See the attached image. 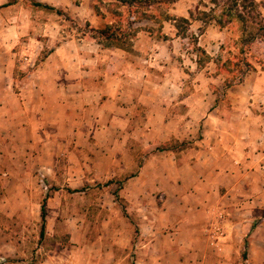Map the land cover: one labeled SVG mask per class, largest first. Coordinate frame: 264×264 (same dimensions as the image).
Returning <instances> with one entry per match:
<instances>
[{
	"label": "crops",
	"instance_id": "0c3cea01",
	"mask_svg": "<svg viewBox=\"0 0 264 264\" xmlns=\"http://www.w3.org/2000/svg\"><path fill=\"white\" fill-rule=\"evenodd\" d=\"M37 1L82 24L97 19L90 0L75 9L71 0ZM34 13L20 2L0 8V251L9 247V221L25 215L19 183H33L36 165L20 162L37 155L46 172L48 157L65 153L82 158L81 167H66L81 172V183L90 182L87 170L93 180L123 183L135 227L122 216L106 226L115 264L127 248L131 264H264V31L253 28L246 42L252 69L219 97L224 75L194 63L187 81L169 67L165 41L149 33L131 51L67 37L41 57L55 32L42 35ZM258 13L264 21V4ZM189 24L203 26L196 37L210 65L222 44L247 33L237 20ZM171 141L193 144L154 151Z\"/></svg>",
	"mask_w": 264,
	"mask_h": 264
},
{
	"label": "rangeland",
	"instance_id": "374dc122",
	"mask_svg": "<svg viewBox=\"0 0 264 264\" xmlns=\"http://www.w3.org/2000/svg\"><path fill=\"white\" fill-rule=\"evenodd\" d=\"M219 1L221 5L225 2V0ZM255 1L259 6L261 5V0ZM13 2H20L23 7L34 10V17L43 25L42 35L49 26L55 32L54 42L44 48L41 57L53 44H57L64 38H80L86 34L93 39L95 36L93 30L115 25L119 28L118 37L127 44L130 42L131 46L135 41L139 43L143 40L148 33L155 40L163 39L165 41L163 45L170 53L169 67L183 69L189 76L187 81H190V75L193 74L191 70L195 68L194 63H197L198 67L206 73L212 71V74L224 75L225 81L222 83L223 88L219 90V97H222L225 88L240 81L247 72L244 64H249V58L252 57L246 56L249 52V45L243 44L242 40V38L246 39L248 32H256L250 28L252 24L249 23V31L244 36L241 32L242 28L240 30L242 37L238 40L239 43L232 40L222 44L221 52L212 56L214 65L209 64L211 58L199 46L196 37L202 31L203 26L197 24L191 27L189 20L193 24L194 20L199 17L198 13L213 8L210 0H165L160 5L155 4L150 8L140 9L137 13H132L130 9L120 6L113 0H90L92 13L97 19L96 22L87 24H82L77 17L71 16L69 12L61 8H54V10L36 8L34 4L41 3L37 0H0V8L6 3ZM80 3L81 0H71L69 8L75 9L76 6H80ZM222 8L223 5L216 8L219 12H215V17L220 15ZM191 12L192 18L189 15ZM181 18L188 19V23L181 21ZM253 27L257 29L256 26ZM131 46L130 48L128 46L126 50L131 51ZM189 144H193V141H186L183 145L171 141L166 145L178 149ZM163 146H155L154 151L160 152L158 149ZM37 150L40 151V149ZM30 154L25 157L21 155L27 161L20 162L21 166L36 165L30 170L28 177V180L33 183H19L22 188H20V194L21 197L24 196L22 200L25 201L20 203V207L23 208L25 215L9 221L5 236L10 243L7 250L3 248L0 251V264H69V262L115 264V258L111 252L113 250L111 249L113 227L110 226L122 216L127 224L135 227V221L128 214L129 206L121 198L120 190L123 183L114 178L107 181L93 180L96 173L92 170L84 173L90 182L81 183V172L68 174L66 167L69 163L71 165L74 163L75 168L81 167L82 158L77 155L67 156L65 153L57 155L55 153L49 156L48 166L53 168H47L46 172H42L39 167L44 163H41V159L35 158L37 155ZM143 157V152L139 153L136 157L137 163L140 164ZM92 158L94 157L90 156V159ZM69 176H73V179L78 182L63 183ZM2 190L0 184V195ZM43 203L46 209V223L44 234L41 236L40 209ZM47 224L51 227L53 225V229H47ZM108 224L110 226L106 227ZM72 230L74 234L68 233ZM131 252L132 254L128 248L125 249L118 255L116 260L119 262L117 263L131 264L134 259L133 249Z\"/></svg>",
	"mask_w": 264,
	"mask_h": 264
},
{
	"label": "trees",
	"instance_id": "16d2710c",
	"mask_svg": "<svg viewBox=\"0 0 264 264\" xmlns=\"http://www.w3.org/2000/svg\"><path fill=\"white\" fill-rule=\"evenodd\" d=\"M113 1L117 2L120 6L130 9L132 13H137L138 10L140 9L150 8L155 4L160 5L165 2V0H113ZM210 2L213 5V8H209L208 11H202L198 13L199 17L196 20H199L207 24L209 21L216 19V23L220 27H224L226 24H229L232 20L236 19L242 24V29L243 32L245 33L249 31L248 30L249 23L252 24L253 26L258 27L256 31L259 30L264 31V21L263 19L260 18V14L258 13L259 5L255 0H225V2H222L223 8L220 10V15L217 17H215L214 14L215 12L218 11L216 10V8L222 6L221 2L219 0H210ZM9 4L11 3H6L2 5V7L8 6ZM260 4H264V0H261ZM34 5L36 8L54 10L53 7H50L45 4L36 3ZM189 15L191 18L193 17L192 12ZM180 20L188 23V19L181 18ZM250 28L253 29L254 27L250 25ZM118 31L119 28L115 27V25H107L104 29L93 30V33H95L93 39H95L97 43L101 45V47L103 48L119 47L124 50H126L128 46L130 48L131 46L130 42L127 44L126 41L124 40L122 41L120 37H118V35H120ZM131 31L133 32V30ZM256 33L248 32L247 39L243 40V44H247L246 42L252 40ZM244 65L247 71L252 69L250 64L245 63ZM183 144L184 143H181V145ZM174 149L175 147L173 146L164 145L158 150L161 152V151H169ZM40 221H41L40 235L42 236L45 231V223H46V209L44 203L41 205V209H40Z\"/></svg>",
	"mask_w": 264,
	"mask_h": 264
}]
</instances>
